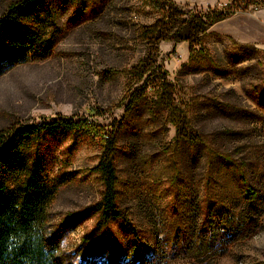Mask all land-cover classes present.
<instances>
[{"label":"rangeland","instance_id":"374dc122","mask_svg":"<svg viewBox=\"0 0 264 264\" xmlns=\"http://www.w3.org/2000/svg\"><path fill=\"white\" fill-rule=\"evenodd\" d=\"M18 1L0 0V15ZM55 7L62 35L52 56L0 63V133L60 117L81 123L50 145L49 176L66 182L48 226L63 234L65 261L130 260L138 243L146 264H264V50L233 37L228 20L264 6L217 23L193 53L160 43L156 66L143 37L162 18L152 0ZM149 55L145 92L130 71ZM163 75L169 85L154 89ZM112 141L117 203L138 236L112 221L113 241L91 256L103 229L84 212L103 197L98 166Z\"/></svg>","mask_w":264,"mask_h":264},{"label":"trees","instance_id":"16d2710c","mask_svg":"<svg viewBox=\"0 0 264 264\" xmlns=\"http://www.w3.org/2000/svg\"><path fill=\"white\" fill-rule=\"evenodd\" d=\"M58 1L19 0L0 15V49L6 50L0 56V63L23 59L41 62L52 56L62 35L55 7ZM152 3L162 13V18L145 28L143 37L151 48L150 55H154V66L158 65L160 43H188L193 53L210 28L233 16L230 10L209 8L198 12L197 7L170 0H152ZM150 55L130 71L135 74L137 83L143 82L146 86L145 92L151 83ZM154 81V89L169 85L164 75ZM136 101L129 99L128 107ZM80 128L79 121L60 117L0 133V264H73L61 255L63 234L51 232L48 226V206L66 182L62 177L51 179L49 176L50 145L67 140ZM115 148L116 142L112 141L98 166L105 185L103 197L84 212L98 215L97 229H103L100 238L86 252L91 256L107 251L114 239L109 232L112 221L123 222L131 235L138 236L117 203ZM136 245L132 259L120 261V256L113 252L109 264H146L145 253L138 243ZM78 264L91 263L84 258Z\"/></svg>","mask_w":264,"mask_h":264},{"label":"crops","instance_id":"0c3cea01","mask_svg":"<svg viewBox=\"0 0 264 264\" xmlns=\"http://www.w3.org/2000/svg\"><path fill=\"white\" fill-rule=\"evenodd\" d=\"M226 0H189L188 5L199 6L203 8L214 7L218 2ZM232 24L230 34L238 41L245 44H255L264 50V10L255 17L240 15L228 19ZM227 21V20H226ZM223 21L222 23H227ZM221 23V22H220ZM219 25V24H218Z\"/></svg>","mask_w":264,"mask_h":264},{"label":"built area","instance_id":"2783aa9c","mask_svg":"<svg viewBox=\"0 0 264 264\" xmlns=\"http://www.w3.org/2000/svg\"><path fill=\"white\" fill-rule=\"evenodd\" d=\"M248 3H250L248 5ZM264 6V0H226L224 2H218L212 9L216 10H230L232 15L241 13L256 14ZM191 8L196 6L190 5ZM208 10V8H205Z\"/></svg>","mask_w":264,"mask_h":264}]
</instances>
